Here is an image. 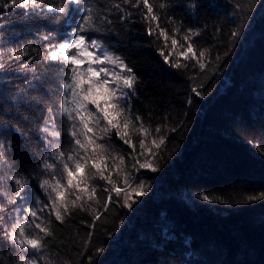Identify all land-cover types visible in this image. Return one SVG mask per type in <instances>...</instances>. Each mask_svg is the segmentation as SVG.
Returning a JSON list of instances; mask_svg holds the SVG:
<instances>
[{"label": "trees", "instance_id": "1", "mask_svg": "<svg viewBox=\"0 0 264 264\" xmlns=\"http://www.w3.org/2000/svg\"><path fill=\"white\" fill-rule=\"evenodd\" d=\"M162 2L164 9L159 8ZM150 3L160 16V27L169 36L175 34L185 47V31L198 30L192 42L198 50H208L205 67H194V61L178 57L183 50L179 44L170 59L178 58L186 66L177 69L165 64L158 50L168 54L170 39L165 42L163 37L147 34L149 22L143 18L142 5L138 9L125 5L132 12L126 22L119 21L116 10L108 13L115 23L105 39L140 78L131 108L152 132L145 143L151 146L153 137H166L159 150V170L132 168L134 157L144 161L140 155L143 137L135 128H130L128 137L134 147L115 134L106 137L101 142L117 186H124L127 173L130 180L134 178L133 186L146 183V194L134 196L131 208L123 205V198L113 196L105 208L108 193L104 189L110 185L94 177L90 184L97 192L90 206L72 208L63 222L45 209L37 222L48 227L51 235L39 254L46 258L41 264H264V200H246L264 192V0ZM192 3L199 7H188ZM91 6L102 12L110 5L109 0H92ZM83 14L71 5L68 17L55 23V14L42 19L26 16L19 8L0 9V63L5 65L0 69V143L8 158L6 164L0 163V204L4 205L0 229L24 218L31 225L24 209L41 208L37 200L48 202L39 183L51 173L40 164L52 148L46 149L38 129L48 106L58 112L62 80L59 68L40 54L48 43L42 36L55 33V43ZM169 17L176 23H170ZM151 24L154 28L156 22ZM176 27L181 30L173 33ZM237 30L239 35L233 37ZM25 44H30L29 55L10 60L8 50ZM31 57L35 59L29 68L21 69ZM193 88L201 95H195ZM68 126L57 114L52 130L61 133L59 146L65 151L71 140ZM49 159L56 163L59 175V163ZM13 174L31 183L22 199L8 204L16 190L10 179ZM203 194L213 199L203 201ZM92 209L102 213L101 219L93 220ZM33 231L34 225H26V234ZM18 251L0 231V264H17Z\"/></svg>", "mask_w": 264, "mask_h": 264}, {"label": "snow or ice", "instance_id": "2", "mask_svg": "<svg viewBox=\"0 0 264 264\" xmlns=\"http://www.w3.org/2000/svg\"><path fill=\"white\" fill-rule=\"evenodd\" d=\"M92 0H0V9L8 12L11 9L19 8L24 10V15L47 19L46 14H55L53 22L59 23L65 17H68L70 6L76 5L77 10L84 14L79 22L75 24L62 38L53 43L55 33L48 32L42 36L47 41L46 50L41 52L43 60L50 65L56 66L60 70L61 80L59 87L62 95L59 101L58 112H54L51 106L45 111L47 115L38 131L42 134L44 143L52 151L44 156L40 168L46 173H51L50 178L41 179L39 187L47 196L48 202L37 200L42 207L37 209L28 207L24 209L25 217L32 218L31 225L27 218L6 229H0L3 232V238L18 251L19 260L17 264H41V260L46 259L39 254L44 250L45 239L51 235L48 227L40 219V213L48 210L49 214H54L57 221L63 222L65 215L71 214V209L90 206V202L95 199L97 189L90 184L94 177H99L105 181L110 188H105L108 193L104 207L107 208L113 200V193L116 198L123 197V205L131 208L135 202L134 196H144L147 185L140 181L133 186V180H130L127 173L124 174V186L118 187L113 180L109 170L110 157L106 154L107 148L103 141L106 137L110 138L115 134L124 144L130 145V128L142 134L140 140L141 153L144 161L134 157L132 168L135 171L141 169L156 172L158 171L159 150L166 142L165 136H157L151 139V146L145 143V140L152 135L149 128L145 127L143 118L136 114L133 115L131 108V97L136 94V85L139 83V77L132 67H129L126 58L117 54V51L105 39L106 35L111 34V28L114 20L108 13L116 10L119 13V21L126 22L132 12L126 11L125 5L132 8H140L141 5L146 9L143 18L149 22L146 32L149 36L154 34L159 38L163 37L165 42L170 39L168 54L163 49H159L165 64L173 68H181L182 64L177 58L171 60L170 56L175 52L178 44L182 51L177 56L185 60L194 61V67L199 66L203 69L205 64L207 49L198 50L192 42V37L199 34L196 29H187L183 35V41L187 42L186 47L177 40L176 35L169 36L167 29L161 28L159 24L160 16L154 11V4L150 0H109V7L101 12L96 7L91 6ZM165 3H159V8L164 9ZM188 7L195 9L199 7L197 3H192ZM155 21V27L151 22ZM170 23H176L175 19L169 17ZM180 27L174 28L173 33L180 32ZM99 34V35H96ZM236 37L239 31L232 32ZM30 44L17 49H9V59L15 60L21 56H28ZM34 57H31L27 63L21 64V69H28ZM219 59V57H217ZM5 65L0 63V69ZM199 87H203L201 84ZM195 95L200 96L201 92L197 88L192 89ZM189 103L191 101L189 100ZM57 114L69 122L67 134L71 137L70 148L65 151L59 146V131L52 130L55 127ZM139 124L136 128L135 125ZM17 131L20 130L17 128ZM161 129L157 127L156 133ZM171 131H176L175 128ZM23 135V133H21ZM49 137L57 140L52 144ZM134 147V146H132ZM155 149V151L153 150ZM49 157L54 158L60 165V174H55L56 163L50 161ZM7 153L0 143V163H7ZM123 158H121V164ZM11 181L16 185L14 196L8 197V204H15L17 199L23 198V193L31 181L22 176L13 174ZM201 199L210 202L213 198L203 194ZM246 200L257 201L264 200V192L258 195H249ZM223 202V201H221ZM4 210V205L0 204V211ZM18 213L20 209H14ZM93 220H99L102 217L96 209H92ZM26 225H34L32 235L26 234Z\"/></svg>", "mask_w": 264, "mask_h": 264}, {"label": "rangeland", "instance_id": "3", "mask_svg": "<svg viewBox=\"0 0 264 264\" xmlns=\"http://www.w3.org/2000/svg\"><path fill=\"white\" fill-rule=\"evenodd\" d=\"M118 187H120V186H118ZM113 196H115V194L113 193ZM120 198H123V197H120Z\"/></svg>", "mask_w": 264, "mask_h": 264}]
</instances>
